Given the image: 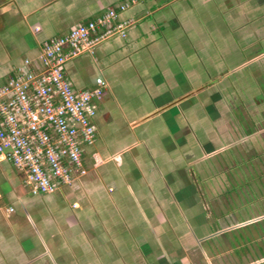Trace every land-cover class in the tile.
<instances>
[{"label":"crops","instance_id":"1","mask_svg":"<svg viewBox=\"0 0 264 264\" xmlns=\"http://www.w3.org/2000/svg\"><path fill=\"white\" fill-rule=\"evenodd\" d=\"M1 1L0 85L25 59L36 58L48 41L130 0ZM200 5L216 7L213 0H136L121 14L134 21L126 37L106 40L95 54L67 62L66 74L79 90L94 88L100 79L108 82L95 103L96 141L83 152L86 172H78L51 194L30 192L27 197L18 181L22 171L0 161V264H126L127 259L186 264L182 259L194 248L204 258L199 264L227 259L229 243L223 252L217 240L206 245L223 233L217 227L213 231L210 219L225 207L222 193L238 175L234 162L232 173L221 172L222 162L237 154L232 149L238 143H224L235 133H221L227 130L223 111L232 110L221 108L227 96L218 86L227 72L206 83L202 69L195 70L196 54L190 53L192 46L206 49L199 12L192 14ZM235 7H224L234 23ZM4 14L12 22L1 18ZM196 30L198 38L187 35L188 43L186 33ZM254 60L264 69V56ZM248 88L249 105L255 90L261 91L258 97L264 95V86L256 87L255 82ZM213 96L222 98L217 107L210 101ZM190 172L210 175L198 185ZM3 198L9 203L7 213L1 209ZM256 260L246 264L264 261Z\"/></svg>","mask_w":264,"mask_h":264},{"label":"built area","instance_id":"2","mask_svg":"<svg viewBox=\"0 0 264 264\" xmlns=\"http://www.w3.org/2000/svg\"><path fill=\"white\" fill-rule=\"evenodd\" d=\"M136 0L113 7L43 45L0 85V161L22 171L34 196L51 194L85 173L84 145L96 141V101L108 82L91 89L73 86L69 60L93 55L101 43L126 37L133 20L121 17Z\"/></svg>","mask_w":264,"mask_h":264},{"label":"rangeland","instance_id":"3","mask_svg":"<svg viewBox=\"0 0 264 264\" xmlns=\"http://www.w3.org/2000/svg\"><path fill=\"white\" fill-rule=\"evenodd\" d=\"M213 1L216 7L207 9L203 5H200L197 9H194L195 11L193 10L192 14L199 12L201 26L205 29L206 49L205 51H200L191 45L190 53L192 55L196 54L194 55L196 59L195 70L200 72V69H202L203 76L201 74V77L202 80L205 79L206 83L210 78L214 80L218 74L227 72V75L222 77L224 84L219 83L220 85L218 84V86H222L220 94L224 97L227 96L226 102L223 101L221 103V108H227L228 106L232 110L223 111L226 114V120H222V123L227 127V130H225L226 128H222L221 133L225 134V136L228 134L227 132L235 133L234 138L224 141V143L235 140L238 145L236 149H232V152H236L237 154L233 158L230 155L227 158V163L225 161L222 162L221 172L227 175L232 173L231 162H234L235 172L238 175L235 183L231 185V189L222 193L221 199L225 207L222 206L221 208L220 206V213L217 212L219 208L216 211L214 209L211 210L214 213L217 212V214L215 218L210 219V226L213 228V231L215 227L222 229L223 233L218 234L214 239H209L206 247L213 245V242L216 243L217 240L222 245V248L219 250L223 252L229 243L232 250L224 253L227 259H222V262L220 259L219 263L246 264L252 261L256 262V259H264V99L256 95L257 92H261L260 90H255V100L252 106L248 105L245 97V90H249L248 86L251 83L249 77L258 82L256 80L257 72L250 74L251 63L255 61L254 59L258 60L264 56V0H239L240 2L238 1L239 4L236 7L227 0ZM3 4L4 1H1L0 6ZM224 7H228L229 10H233L235 7V12L233 13V18L236 19L235 23L228 18V12ZM1 18L10 21L9 14H4ZM16 20L17 18H14L13 22ZM10 22L9 25H12ZM15 25L13 23L14 31L17 29ZM191 25H193V21H191ZM197 30L199 33L198 26ZM197 30L193 31L192 34L191 31L186 33V41L188 43L187 35L190 38L193 36L194 39L198 38L196 34ZM185 55L188 56L187 53ZM260 55L262 56L260 57ZM251 56L254 58H250ZM189 68H191L190 65ZM254 69L258 70V65L254 66ZM263 71L264 69L258 70L261 75ZM261 79L263 84L264 75ZM214 82L211 84L216 86L217 83L216 81ZM213 88L215 92H218V88ZM233 91L237 92L238 98L236 97V93H234L233 97ZM205 96L208 97V94ZM220 99L222 100L221 97L213 96L210 101L214 107H217ZM207 108L209 109V102ZM234 108H236V111ZM206 111L204 112L205 118L207 116ZM217 132H219V129H217ZM85 146L88 145H84V149ZM228 154L222 155V159H226L229 156ZM190 167H187V169ZM12 169L16 171L13 166ZM190 173L199 183L198 185L202 181H206L204 179L210 175V173H207L206 176L205 173L204 175L198 172ZM227 175L225 178L226 183ZM213 176H215V173H213ZM18 181L23 191L29 193L27 197H30V186L25 183L23 174L18 173ZM198 185L196 184V187ZM210 187H212L211 183ZM1 204V209L4 213H7L5 208L9 203L6 198L2 199ZM124 204L126 205V201ZM29 211L31 212L30 208ZM219 215L220 219L217 218ZM235 216L238 220L234 218ZM190 222L194 223L192 219ZM243 223L247 224L242 225ZM232 226H234L233 230H231ZM173 252L175 250L169 253L170 256H172ZM187 257V259H182L186 264L189 263V260L193 261L194 264H199L204 259L200 258V254H198V250H195V248L187 252ZM167 261L165 262L172 264L174 259H168ZM138 262H140V259L126 260V264H139ZM215 262H217V259H215ZM102 264H105V262ZM254 264H264V261Z\"/></svg>","mask_w":264,"mask_h":264},{"label":"flooded vegetation","instance_id":"4","mask_svg":"<svg viewBox=\"0 0 264 264\" xmlns=\"http://www.w3.org/2000/svg\"><path fill=\"white\" fill-rule=\"evenodd\" d=\"M255 63H259L258 61H255V62H253L252 64H251V70H250V74H253L254 73V66H257L258 64H255ZM255 64V65H254ZM260 65H258V67H259ZM261 68V67H260ZM260 68L258 69V70H260ZM210 72V71H209ZM264 75V72L262 73V76ZM260 78V79H259ZM249 80H250V82L251 83H253V79H251L250 77H249ZM256 80L258 81V82H255V84H256V86H259V85H261V86H264V83L262 84V79H261V76H258V75H256ZM249 83V82H248ZM262 98H264V95L262 94ZM255 100V97H253V99H252V102L250 103V106H252L254 103H253V101ZM248 105H249V103H248Z\"/></svg>","mask_w":264,"mask_h":264}]
</instances>
